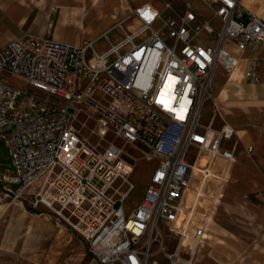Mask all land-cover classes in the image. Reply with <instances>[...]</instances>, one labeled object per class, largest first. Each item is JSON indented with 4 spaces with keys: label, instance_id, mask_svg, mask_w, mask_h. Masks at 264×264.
<instances>
[{
    "label": "built area",
    "instance_id": "2783aa9c",
    "mask_svg": "<svg viewBox=\"0 0 264 264\" xmlns=\"http://www.w3.org/2000/svg\"><path fill=\"white\" fill-rule=\"evenodd\" d=\"M156 1L158 10L143 3L110 12L100 53L96 40L74 46L32 35L0 48V142L10 158L0 201L30 197L84 241L96 264H196L207 227L179 225L184 192L201 155L235 161V148L224 146L234 130L215 128L214 116L202 121L210 84L217 68L229 77L239 68L225 43L243 53L264 42V19L242 0H198L208 16L193 0ZM127 21L134 25L110 43ZM260 63L246 62V83L259 82ZM87 127L96 142L82 134ZM117 141L156 163L132 214L125 203L134 185L123 178L134 156Z\"/></svg>",
    "mask_w": 264,
    "mask_h": 264
},
{
    "label": "crops",
    "instance_id": "0c3cea01",
    "mask_svg": "<svg viewBox=\"0 0 264 264\" xmlns=\"http://www.w3.org/2000/svg\"><path fill=\"white\" fill-rule=\"evenodd\" d=\"M248 1L244 0L246 7ZM84 10L83 0H0V48L25 35L68 43L63 32L69 26L82 28ZM258 11L264 19V8ZM108 46L94 48L100 53ZM251 58L261 60L255 85L243 79L244 67ZM238 60L240 65L233 75L227 76L220 68L223 82L218 80L213 87L214 73L210 84L214 127L227 125L234 130L233 138L224 146L235 148V161L228 165L203 154L198 167L209 168L212 176L203 182L197 173L190 182V189H201L205 196L198 200L195 214L211 219L196 264H264V42L249 44ZM213 198L217 202L213 203ZM184 223L185 216L180 215L179 225L184 227ZM201 227L202 222L193 219L188 229Z\"/></svg>",
    "mask_w": 264,
    "mask_h": 264
},
{
    "label": "rangeland",
    "instance_id": "374dc122",
    "mask_svg": "<svg viewBox=\"0 0 264 264\" xmlns=\"http://www.w3.org/2000/svg\"><path fill=\"white\" fill-rule=\"evenodd\" d=\"M149 2L157 7L154 0H83L85 7L82 21V28L73 26L64 30L65 41L72 45L84 46L91 41H95V48L103 50L107 47L108 41L102 37L103 30L111 26L109 13L117 8L118 13L128 14L133 6H139ZM192 6L204 16H208L209 11L198 1L193 0ZM247 7L257 15L259 9L264 8V0H249ZM264 15V13H262ZM73 20H78L73 16ZM134 25L127 21L123 30H115L110 36L111 41H116L128 32L129 26ZM224 49L231 55L238 58L241 52L227 42ZM5 82L12 87L25 90L27 84L24 80L3 76ZM223 82V72L218 68L213 79V87L217 81ZM212 88V87H211ZM98 97V94H96ZM211 100L205 103L202 111V121L206 123L213 115ZM83 120V119H81ZM217 122V119H215ZM92 127L82 130V134L91 142H96L97 138L91 132ZM118 146L130 155L134 161L130 164L133 168L127 169V177L134 185V191L125 203L127 214H132L140 202L142 195L149 184V179L154 170L155 162H145L139 156L141 152L121 141H117ZM10 164L8 149L0 142V169H7ZM197 175L195 172L193 178ZM2 195L0 194V198ZM0 264H95V259L88 253L84 241L73 232L60 218L43 207L34 208L30 197L25 196L24 200L10 203L9 200L0 201Z\"/></svg>",
    "mask_w": 264,
    "mask_h": 264
},
{
    "label": "bare ground",
    "instance_id": "6f19581e",
    "mask_svg": "<svg viewBox=\"0 0 264 264\" xmlns=\"http://www.w3.org/2000/svg\"><path fill=\"white\" fill-rule=\"evenodd\" d=\"M156 3H158L157 7L154 6L155 9H159L161 7V3L157 2L156 0H154ZM152 5V4H150ZM242 5L245 9L249 10L244 3V0H242ZM121 11V10H120ZM250 11V10H249ZM252 12V11H251ZM254 13V12H252ZM255 14V13H254ZM257 15V14H256ZM258 16V15H257ZM135 27V26H134ZM134 27H130V29H133ZM211 158H215V157H211ZM128 168H133L132 165H128ZM199 169V168H196ZM197 173H200L203 179V182L211 177V173L209 168H205V169H199L197 171ZM123 180L125 182H128L131 184V182L129 181V178L127 177V171H126V175L123 178ZM221 181H225L223 178H220ZM191 194V197H188L187 195ZM205 197L201 191V189L198 190H192L190 189V184L189 186L186 188L183 198H182V202H181V214L180 215H184L185 216V223H184V227H189L191 221L193 219H198L199 221L202 222V227H206L208 224L211 223V219L209 217H199L195 214V208L197 205V202L200 198ZM211 201L213 203L217 202L216 198L211 199ZM201 227V228H202Z\"/></svg>",
    "mask_w": 264,
    "mask_h": 264
},
{
    "label": "snow or ice",
    "instance_id": "6c2138e0",
    "mask_svg": "<svg viewBox=\"0 0 264 264\" xmlns=\"http://www.w3.org/2000/svg\"><path fill=\"white\" fill-rule=\"evenodd\" d=\"M143 15L145 16L146 19H150V16L148 15L147 12H144Z\"/></svg>",
    "mask_w": 264,
    "mask_h": 264
}]
</instances>
